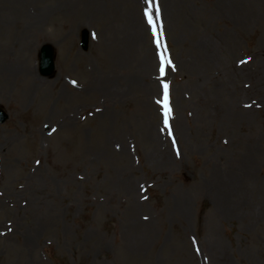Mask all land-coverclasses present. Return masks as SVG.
<instances>
[{"label":"rangeland","instance_id":"1","mask_svg":"<svg viewBox=\"0 0 264 264\" xmlns=\"http://www.w3.org/2000/svg\"><path fill=\"white\" fill-rule=\"evenodd\" d=\"M98 3L0 0V264H264V0Z\"/></svg>","mask_w":264,"mask_h":264},{"label":"snow or ice","instance_id":"2","mask_svg":"<svg viewBox=\"0 0 264 264\" xmlns=\"http://www.w3.org/2000/svg\"><path fill=\"white\" fill-rule=\"evenodd\" d=\"M144 3L146 5V7L144 8V18L148 24V26L151 28L152 32H153V36L156 37L157 36V30L155 28L154 25V21H153V15H152V8H153V0H144ZM156 17L157 19L159 18V9H156ZM155 43L157 44V47H160V43L159 40H155ZM166 64H171L170 60H166L165 57L161 54L160 55V74L161 76L164 75V71H165V65ZM163 89H164V101H163V108H164V125L165 128L169 127V115L171 112V109L168 106V84H163ZM157 103H161V101H157Z\"/></svg>","mask_w":264,"mask_h":264},{"label":"water","instance_id":"3","mask_svg":"<svg viewBox=\"0 0 264 264\" xmlns=\"http://www.w3.org/2000/svg\"><path fill=\"white\" fill-rule=\"evenodd\" d=\"M82 43L84 47L87 44V33L84 30L82 32ZM54 52L53 48L49 44H44L41 47L40 55H39V71L42 75L48 76L53 73L54 64ZM6 117V114L0 109V121H3Z\"/></svg>","mask_w":264,"mask_h":264},{"label":"bare ground","instance_id":"4","mask_svg":"<svg viewBox=\"0 0 264 264\" xmlns=\"http://www.w3.org/2000/svg\"><path fill=\"white\" fill-rule=\"evenodd\" d=\"M72 6H80L84 5L82 8H96L98 7V0H69ZM132 41H136L138 39V34L136 32L132 33ZM149 62H145L144 65H147ZM22 69L19 67L8 66L4 69V72L7 75H11L12 73L20 72ZM233 118V115L231 116Z\"/></svg>","mask_w":264,"mask_h":264}]
</instances>
